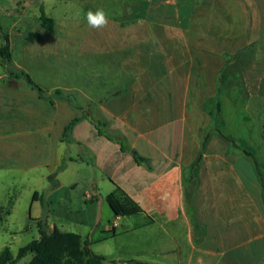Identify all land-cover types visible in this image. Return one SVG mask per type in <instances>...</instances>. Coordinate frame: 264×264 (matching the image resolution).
Wrapping results in <instances>:
<instances>
[{
  "label": "crops",
  "instance_id": "crops-1",
  "mask_svg": "<svg viewBox=\"0 0 264 264\" xmlns=\"http://www.w3.org/2000/svg\"><path fill=\"white\" fill-rule=\"evenodd\" d=\"M256 1L218 0L215 8L208 0H195L190 5L186 2L181 7L173 0L169 25L175 30L188 29L196 27L193 20L207 18L202 24L205 29L211 21L204 12L216 10L218 26H231L237 15L239 20L249 18L245 14L257 10ZM17 2L0 0V11L13 12ZM179 10H195L197 16L182 24ZM154 26L158 46L142 43L134 50L135 55L153 60L147 73H139L119 94L93 102L90 109L81 107L77 114L72 110L75 106L64 100L53 99L50 104L27 86L20 90L7 84V77L12 76H6L0 60V186L11 189H6L8 207L0 206L1 222L16 199L13 188L18 192L19 187L31 185L28 216L36 223L42 216L43 203L47 204L48 213L52 210V201L43 196L44 190L50 185L58 187L59 179L72 170L74 179H84L89 188L83 196L82 213L52 218L49 224L60 232H73L71 227L76 228L78 231L73 233L79 235L81 242L86 239L89 249L105 261L158 264L156 258L163 256L167 248L157 243L170 240L173 264H264V177L260 175V166L250 151L229 147L223 135L221 143L216 141L220 139L216 130L210 134L207 145L201 144L207 137L206 122L209 123L202 101L204 84L191 85L188 64L177 62L172 72L162 61L168 55L196 58L186 48V43L191 46L194 39H184L181 30L168 38L164 29L167 23ZM200 36L197 31L198 40L194 42L201 41ZM164 38L173 42L170 51L160 46ZM150 52L157 56L148 55ZM202 55L203 52L198 59ZM217 94L212 96L213 101ZM56 101L65 102L59 117ZM84 110H88L92 122ZM73 118L79 120L70 136L64 138V128ZM114 137L123 138L124 144L145 161L136 160L124 148L123 141ZM193 164L197 167L196 181L186 184L184 179ZM243 170L249 174L248 181L242 178ZM115 188L136 203L139 215H113L106 197ZM101 213L105 219L100 217ZM164 225L171 233L162 229ZM92 231H98L99 236L91 239ZM114 239L129 242L122 243L115 254L94 251L95 245Z\"/></svg>",
  "mask_w": 264,
  "mask_h": 264
},
{
  "label": "rangeland",
  "instance_id": "rangeland-1",
  "mask_svg": "<svg viewBox=\"0 0 264 264\" xmlns=\"http://www.w3.org/2000/svg\"><path fill=\"white\" fill-rule=\"evenodd\" d=\"M174 1L179 7L186 2L188 5L195 2ZM208 1L216 8L218 0ZM172 3L173 0H18L13 12L0 11V48L5 49L9 57L5 62L0 55V60L6 76L7 73L12 76L7 77L6 82L12 87L26 90L19 75L24 72L43 90L45 96L57 97L53 94L58 91L60 95L71 97L75 106L72 110L76 114L81 107L87 106L90 109L93 102L119 94L139 73H147L153 60L135 55L134 50L142 46V43L158 46L155 24L167 23L168 26L164 29L168 38L176 30L179 33V27L175 30L169 25L173 18ZM256 3L255 12H243V15L249 16L248 19L239 20L237 15L235 23L225 27L218 26L216 10H207L204 13L211 21L208 28L204 29L202 26L207 18H197L193 22L198 30L196 27L181 30L187 40H198L197 31L201 34V41L198 43L193 41L191 46L189 42L186 43V48L191 49L196 58L178 59L168 55L162 61L172 72L177 62L188 64L191 85L195 87L197 84H204L202 101L207 113L205 118L209 123L204 119V123L208 124L205 133L207 137L202 139L201 144L207 145L210 134L216 130L220 136L216 141L221 143L223 135V140L229 147H237L242 152L250 151L260 166V175L264 177V0H257ZM97 9L104 10L107 23L93 28L86 22V13ZM41 13L52 20L51 30L44 27L40 19ZM178 14L182 24H185L186 19L197 16L195 10H179ZM204 33L208 41L202 42ZM168 38H164L165 42H160V46L170 51L173 42ZM202 52L204 55L198 59ZM148 55L157 56L155 52ZM197 77L200 79L196 81ZM214 93H218V98L213 101ZM212 102L218 103V108L216 104L213 108ZM55 104L58 105L57 108L60 107L56 116L61 115L64 111L60 109L65 107V102L56 101ZM138 108L141 109L140 106ZM50 113L52 117L54 106L50 107ZM54 145L53 141V151ZM66 151L68 153V149ZM249 165L252 167L251 162ZM245 166L248 167L247 164ZM242 167L241 161L240 170ZM241 175L248 181L249 174L246 170L241 171ZM59 181L61 183L58 187L52 188L50 185L47 191L44 190L43 196L50 197L52 201V212L48 213L46 203L44 210L41 208L48 224L52 218L58 220V217L69 218L82 213L80 207L84 204L83 196L89 191L84 179H74L72 170ZM31 187H17L19 194L13 188L16 199L11 204L9 214L0 223V252L7 248L15 256L18 248L38 238L35 225L38 222L35 223L28 216ZM6 189L8 188L0 186V206L3 209L8 207L9 201ZM36 210L40 211L38 207ZM100 217L105 219L103 213ZM111 219L114 220V217L111 216ZM114 227L111 225L112 229ZM162 229L171 233L168 225H164ZM70 231L78 230L71 227ZM98 236V231H92L91 239ZM124 242L127 244L129 241L114 239L100 242L93 249L100 253L115 254ZM157 245L167 250L163 251V256L156 258V262L173 264V254L169 252V249H173V241L167 240ZM31 257L28 254L15 264H26ZM62 264L68 263L63 261ZM105 264L112 263L105 261Z\"/></svg>",
  "mask_w": 264,
  "mask_h": 264
},
{
  "label": "trees",
  "instance_id": "trees-1",
  "mask_svg": "<svg viewBox=\"0 0 264 264\" xmlns=\"http://www.w3.org/2000/svg\"><path fill=\"white\" fill-rule=\"evenodd\" d=\"M40 19L44 27L47 30H51L52 20L46 18L42 13L40 14ZM0 55L5 60V62L8 61L9 57L6 54L5 49L0 48ZM19 75L22 77L25 85L28 88L33 89L38 93L40 99L47 100L50 104H52L54 98L60 99L66 101L69 105L74 107L71 97L60 95L58 91L54 92L53 94L57 97L45 96L43 94V90L36 83H34L29 75L24 72H21ZM83 113L86 118L92 122L88 110H84ZM78 120L79 118H73L67 123L63 131L64 138H68L70 136L71 130ZM114 139L123 141V138L121 137H114ZM123 145L126 150L131 151L136 160L139 162L145 161L134 150H130L124 144V141ZM196 171V164H193L188 169L187 177L184 179L186 184H194L196 181ZM34 195H36V193L33 194V198ZM106 201L115 217H133L141 213L136 203L126 196L119 188H115L113 192L108 194ZM42 209L44 210V203L42 205ZM1 221L2 211L0 209V222ZM37 222L39 238L33 239L24 246L18 248L15 256L12 255L10 250L4 248L0 252V264H15L19 259L25 257L28 254H31L32 257L26 264H62L63 261H66L68 264H105V260L102 256L94 254L89 249V242L86 239L81 242L79 235L76 233L60 232L55 225L48 224L44 211L41 218Z\"/></svg>",
  "mask_w": 264,
  "mask_h": 264
},
{
  "label": "clouds",
  "instance_id": "clouds-1",
  "mask_svg": "<svg viewBox=\"0 0 264 264\" xmlns=\"http://www.w3.org/2000/svg\"><path fill=\"white\" fill-rule=\"evenodd\" d=\"M86 22L90 27L99 28L107 23L106 15L103 9H97L95 12L89 10L86 13Z\"/></svg>",
  "mask_w": 264,
  "mask_h": 264
},
{
  "label": "built area",
  "instance_id": "built-area-1",
  "mask_svg": "<svg viewBox=\"0 0 264 264\" xmlns=\"http://www.w3.org/2000/svg\"><path fill=\"white\" fill-rule=\"evenodd\" d=\"M113 226H115V223L113 224Z\"/></svg>",
  "mask_w": 264,
  "mask_h": 264
}]
</instances>
